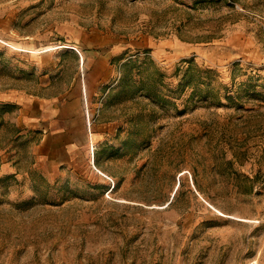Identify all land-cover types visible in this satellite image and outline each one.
Segmentation results:
<instances>
[{
  "label": "rangeland",
  "instance_id": "rangeland-1",
  "mask_svg": "<svg viewBox=\"0 0 264 264\" xmlns=\"http://www.w3.org/2000/svg\"><path fill=\"white\" fill-rule=\"evenodd\" d=\"M251 263L264 0H0V264Z\"/></svg>",
  "mask_w": 264,
  "mask_h": 264
},
{
  "label": "crops",
  "instance_id": "crops-1",
  "mask_svg": "<svg viewBox=\"0 0 264 264\" xmlns=\"http://www.w3.org/2000/svg\"><path fill=\"white\" fill-rule=\"evenodd\" d=\"M34 102H36V101H34ZM35 120H37V119H35V118H30V122H29V124H34L33 121H35Z\"/></svg>",
  "mask_w": 264,
  "mask_h": 264
},
{
  "label": "bare ground",
  "instance_id": "bare-ground-1",
  "mask_svg": "<svg viewBox=\"0 0 264 264\" xmlns=\"http://www.w3.org/2000/svg\"><path fill=\"white\" fill-rule=\"evenodd\" d=\"M251 264H254V263H251Z\"/></svg>",
  "mask_w": 264,
  "mask_h": 264
}]
</instances>
